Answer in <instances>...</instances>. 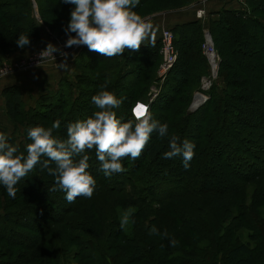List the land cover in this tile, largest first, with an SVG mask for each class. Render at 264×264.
Segmentation results:
<instances>
[{
    "label": "rangeland",
    "instance_id": "374dc122",
    "mask_svg": "<svg viewBox=\"0 0 264 264\" xmlns=\"http://www.w3.org/2000/svg\"><path fill=\"white\" fill-rule=\"evenodd\" d=\"M15 1L0 0V35L3 40V43L0 42V70L13 68L15 65L20 64L21 61H28L29 57L33 55H40L47 45L43 38L48 39V42L63 51L69 52L68 58H72L73 64L75 61L76 64L79 63L80 55L92 65L101 60L99 59L102 56L101 54L90 51L85 45L78 46L79 50L74 48L72 51L64 47L67 39L63 30L65 19L62 14L65 12L63 11L64 9L59 8L56 11L59 13L57 16L51 14L50 10L47 12L43 3L29 0V8L28 6L26 7L25 16L12 24L11 22L7 23L5 20L7 14L15 12ZM49 3L52 5L53 2L49 0ZM199 3L200 0H148L137 13L142 17L147 16L149 18V16H153L154 13L159 11H182L184 7L189 8L191 5ZM161 6L164 10H152V8ZM242 7L244 8V4H242ZM193 8H191V11L195 12ZM243 8L240 7L239 9ZM38 9L42 18H44L45 24L53 28L54 33L59 36L58 39L61 41L54 40L49 35L46 26L39 18ZM210 20L212 19H210L209 13L205 11L202 19L193 17L190 22L196 21L199 32L200 30L202 32L203 28L208 30L207 26ZM226 22L230 28L218 30L219 32H217L215 39L220 56L223 54L224 61L228 62L226 65L231 66L222 70V73L227 78L232 77L235 79L237 86L240 87L228 88V86H225V80L219 76L212 87V91L218 97H222L226 89L242 94L245 93L246 101H243L244 98H242V101L237 102V105L243 109L239 111V115H241L239 120L236 119L233 123L230 118L231 113L225 114L220 110V107H222L220 101H218L217 107L213 109L216 103L214 100L211 104L206 105V107L210 105L211 107L208 114L204 115L205 111L202 107L205 105L203 106V103L201 104L202 106L195 104V98L193 97V91L198 88L199 83L197 82L195 87L182 85L184 83L183 74L179 84L177 80H169L167 75L161 80L157 78V64H159L158 61L161 58L159 53L160 30L161 28L171 30L172 26L175 25L170 24L171 26H169L166 23L158 29L155 37L157 63L152 64L151 70L146 71V78L133 87V94L138 97L133 103H130L128 111L130 115L128 120L133 119L132 108L138 101L148 105L149 109H151V105L155 102L157 96L163 93L168 96L173 95L172 98H175L174 105L176 107V109L173 108L176 112L173 120L176 121V132L180 131L179 138L181 140L188 139L190 138L189 134L200 130L208 135L207 139L209 142L205 144V149L206 146L212 144L209 146V151H205L203 158L193 157L187 170L183 167L181 156L163 159L162 163L164 166L162 168H158L159 165L158 167L153 166L154 173L158 172L159 169L167 168V166L181 165V168H184L182 170L183 173H180L182 171L178 172L176 177L181 178L185 184L189 185L188 181L195 180L194 187L201 186L204 189L199 196L194 197L196 199L194 209L188 207L189 203L186 202L188 196H192L187 191L182 194L178 193L175 198L169 199L170 197H168L163 202L147 197L145 201H138L137 205L135 203L130 205V199L127 198V200L121 194L109 192L108 194L100 195L97 194V190L94 191L91 198L81 196L74 203H68L64 192L60 190L51 191L52 188L41 191L39 186L30 180L29 184L33 188L28 189L30 187H27L26 189L28 190L23 189L29 194L38 193V196L32 197L28 194V197L19 198L16 196L15 199H12L8 196L5 187L3 190V185H0V215L4 212V214L9 216L5 221L0 219V264H37V261L29 259L28 253L38 242H40L43 252L45 261L43 264H61L62 258L64 264H142V260L144 261L145 259L150 264H171L170 262L173 260L177 261L172 262L174 264H222L220 253L230 240L236 236L233 232L228 237L222 236L220 239L218 238L219 240L217 241V239L212 238L211 233L216 228L214 227L216 226L214 219L216 223L223 225L222 220H224V212L227 211L226 207L230 208V210L234 209L235 205L229 204V201L240 202L241 205L244 204L247 207L244 208L246 210L245 213H248V216H250L249 214L254 215V220L250 222L253 226L251 230L240 226L235 229L236 234L241 233L240 240H244L248 233L253 232L258 242L264 241V201L259 199L261 191H264V87L253 92L252 86V81L255 82L256 86L255 73L264 67L259 65L257 56L256 58L254 54L248 56L245 51L248 45V49H252L254 52L256 50L263 51L262 55L264 58V42L253 39L254 31L251 26L247 25V28H245L244 25L235 21L233 23L231 21ZM26 23H34L37 29V37L32 36L31 33L28 34L30 45L22 49L17 47L15 42L20 34H26L19 31L22 26L26 27ZM171 33L174 36L172 31ZM178 40L180 41L179 37ZM184 47L187 46L184 45ZM53 56L55 57L54 61L51 57L45 56V58H42L43 61H41L40 66L57 63L63 59L57 53H53ZM68 58L67 60H70ZM195 59L201 65L205 62V59L203 60L199 57H195ZM185 60L183 55V64H181V61L177 63L178 60H176L177 64L175 66L180 64L181 67H185ZM101 65H97L94 68L96 77L99 76L97 68L105 69ZM31 69L29 68L25 71ZM202 71L201 75H204L206 73L205 66ZM92 72L90 70V74ZM14 73H11V75ZM72 73L62 74L54 84L55 86L50 88L51 91H55L58 86L60 87L61 84L59 82L63 81V77H68L73 82L74 75L78 74L79 70L76 68ZM99 74L101 75V73ZM260 75L264 77L263 74L260 73ZM8 76L2 75L0 79L8 78ZM109 79L106 77L105 81H109ZM9 87H12V89H7ZM3 89H7L6 94L9 97V101L13 99V103L16 102L15 90L18 91L17 102L24 109L33 108L38 95L44 93L42 90L39 91L36 97H33V102L26 104L21 100L22 92L16 84L7 85L1 90ZM27 89L26 97L31 98V88ZM46 91L49 90L46 89ZM87 91L91 95L92 91L88 88ZM1 98L3 101V109H1L3 114L5 106L4 99L2 96ZM181 100L185 101L184 105ZM93 104L92 102L91 106H94ZM11 107V102H8L6 106L8 112H12ZM228 108L226 106L227 111H230L231 109ZM170 109L172 110L171 107ZM151 112H153L152 109ZM184 112L194 114V116L197 115L199 120L202 119V128L196 129L194 122H192L193 120L187 123L186 126L182 125L180 121L177 122L180 118L185 117ZM154 114L152 115L154 116ZM168 114H170V111ZM48 115L50 116V113ZM223 115H225L226 119L220 118ZM75 118L76 121L82 120V117L77 115ZM1 119L5 122H0L5 133L7 135L12 134L16 142H22V126L17 124V127L14 128V125L7 120L6 116ZM45 120H48V123L43 124L41 120H38L41 123L40 126L51 127L50 119ZM53 135L59 139L63 138L62 133L58 129L53 130ZM217 140L221 142L215 146ZM216 147L221 149L214 154ZM223 148L224 150L222 151ZM88 153L91 154L88 163H96L98 159L95 148L89 150ZM255 153H261V155H256ZM253 155L262 156L263 161H261L260 157ZM168 171L169 168L163 170L161 175L169 174L170 177V173H174ZM254 171L258 172V174L246 180L234 178L237 180L235 182V186L238 188L237 193L231 194L226 191L225 187L229 188V183H232V174L240 178L246 175L250 176ZM213 201H219L220 203L219 215H213L215 208L210 207V204L213 206ZM25 203L28 206L25 207ZM128 210H132L133 215L130 217L129 224L121 228V218ZM224 223H227V220ZM7 228L12 234L7 231ZM152 228H156L161 235L150 234ZM165 231L167 236L162 235ZM134 232L140 234L139 239L135 243L141 244V250L137 249L135 251L136 257L132 258L135 255L132 254L133 249L131 247L134 241L130 244L127 242L125 244L123 239L126 236V240H128ZM143 236L146 237L144 240H142ZM164 237H167L169 241L165 242ZM173 240L176 241L174 246L171 243ZM252 249L259 252L263 251L258 246ZM162 260L165 262L163 263Z\"/></svg>",
    "mask_w": 264,
    "mask_h": 264
},
{
    "label": "trees",
    "instance_id": "16d2710c",
    "mask_svg": "<svg viewBox=\"0 0 264 264\" xmlns=\"http://www.w3.org/2000/svg\"><path fill=\"white\" fill-rule=\"evenodd\" d=\"M43 3L44 9L49 11L51 14L57 15L58 12H56L59 8L64 9L63 16H64V27L67 26V23L70 19V12L75 7L71 4H65L63 3V0H51L53 3L50 5L49 0H34ZM59 1V2H58ZM148 0H140V4L134 9V11H138ZM197 1V0H196ZM55 2V3H54ZM195 2V1H194ZM16 8L14 13L7 14V17L5 18L6 22L14 23L18 19H21L26 14V7L29 8V0H16ZM46 3V4H44ZM1 5V3H0ZM50 5V6H49ZM164 10L161 7L158 8H152V10ZM168 9V8H167ZM39 18L43 21L44 25L46 26L49 35L52 36V38L55 40L58 39L59 36H57L54 33V30L50 25H46L45 21L42 18L40 11L38 9ZM41 16V17H40ZM63 19V20H64ZM226 21H233L240 23L241 25H244L245 28H247V25L252 27V30L254 31L253 39H258L260 41L264 42V0H244V9H220L218 11L217 18L214 20H210L209 24L207 26L208 32L211 36L213 46L216 50V53L219 57V64H218V77L221 76L223 80H225V86H228V88H236L240 87L237 86V82L232 77H226L223 75L222 70L228 69L231 66L226 65L228 62L225 60L223 54H219L218 47L216 43V36L218 30L220 29H229V25ZM33 22V21H32ZM196 21H187L181 24H175L172 26L171 30L174 34L172 37V43L173 47L176 51V58L173 62L170 69L167 71L166 75L167 78L177 80L178 84L183 76L184 83L182 85L184 86H197L198 78L203 73L202 70H204L205 62L199 64V61H196L195 57L202 58L204 60V57L201 53V43H202V32L198 29V25L196 24ZM26 27L22 26L19 31L21 33L25 32L26 34H30L32 36L37 37V29L36 26L33 24H25ZM1 29V28H0ZM224 30V33H225ZM65 33V32H64ZM172 34V33H171ZM6 35V34H5ZM70 35H75L74 33H70ZM250 35V34H249ZM178 37L180 41L178 40ZM0 35V42L3 43V40L1 39ZM61 38V37H60ZM6 40V38H5ZM187 43V44H185ZM186 45L187 47H184ZM157 44L155 43L154 47H150L147 44L141 45L138 51H132L130 49H126L125 52L122 54V56H114V57H104L103 55L99 58L101 60L98 61V63H94L92 65L90 62H88L87 59L82 58L81 55L79 56V63L76 64V61L74 62V67L79 70L78 74L74 75V81L71 82L68 77H63V81L59 82L60 87L58 86L55 91H45L44 93H41L38 95L35 105L33 108L30 109H24L22 108L19 103L17 102V94L18 91L15 90L16 98L15 103H13V99H10L6 94L7 89H12V87H9L7 89L1 90L0 94L4 99V116H6L7 120H9L13 125L14 128L17 127V124L22 126V137L23 141L16 142L14 139V136L12 134H8V143L13 145H18L21 151H24L25 146L28 143H31V141L27 137V130L30 127H34L37 125H40L41 123L38 122V120H41L44 123H48V120L50 119L51 124L59 120L60 121V128L58 129L62 133V139H66V128L69 123H73L76 120V115L78 117H82L83 119L88 118L91 116L95 111H98L99 109L97 107L91 106L92 103V96L97 94V92L100 90V86L103 85L105 82L108 84V88L106 90L112 91L115 93V95L118 98H124L123 103L118 109H114L116 112V115L118 118L122 120V122H126L129 118V106L130 103H133V101L138 97L134 96L133 94V87L137 86L141 83V81L146 78V71L151 70V65L156 64L158 57L156 56V50H157ZM85 47V46H84ZM246 54L248 56L255 55L258 57L259 65L264 67V58H263V51L256 50V52L252 51V49H248V45L245 49ZM250 51V52H248ZM183 55L185 60V67L179 64L178 66H175L177 63L183 64ZM103 57V58H102ZM81 60V61H80ZM176 60L177 63H176ZM160 61V60H159ZM158 61V63H159ZM101 65L102 68L98 69V75L96 77V73H94L96 66ZM158 65V64H157ZM90 70L93 72L90 74ZM174 70V71H173ZM89 71V72H88ZM101 73V75L99 74ZM261 74L264 75V68L261 70H257L255 73L256 75V86L255 82L252 81L253 86V92H256L260 90L262 87H264V77H261ZM183 74V75H182ZM92 75V77H91ZM165 75V76H166ZM180 75V76H179ZM182 75V76H181ZM164 76V77H165ZM106 77L109 79V81H105ZM138 81V79H140ZM242 80V79H241ZM251 83V81H250ZM177 84V85H178ZM214 85V84H213ZM213 85L208 90V98L206 101L202 104L204 107L203 110L205 111L204 115H207L210 106L206 107V105H209L213 102H216L213 106V109L217 107L219 104L218 101H220L221 106L220 110L223 113H231L230 118L232 122L239 120L241 118V115H239L240 107L237 105V102L242 101V98L245 100V93L240 92H234L232 90L228 91L225 90V94L222 97L216 96V93H213ZM14 88V87H13ZM87 88L92 91L91 95L88 94ZM231 88V89H232ZM180 93V92H179ZM120 94V95H119ZM144 94V93H143ZM142 94V95H143ZM247 94V93H246ZM141 95V96H142ZM173 95L168 96L165 93H163L160 96L156 97L155 102L152 103L151 109L153 110L152 114H154L153 118L158 120L160 123H167L169 125V135L164 138H160L157 134V132H153L150 135V139L147 142L143 152L141 153L140 157L136 160H132L129 157H125L122 160V164L125 168V171L121 173L113 174L110 178L105 177L103 171L101 170L100 162L97 161L94 164H90V167L88 169L89 173L93 176V178L96 180V188L97 194L104 195L105 193H118L121 194V196L126 197V199L129 200V204L133 205L134 203L137 205L138 201H145V198L150 197L154 200H157L158 202H163L166 198L170 197L175 198L178 193L182 194L187 191V193H191L192 196H188V199L186 200L187 203H189L188 207H191V209H194L196 199H194L195 196H199L200 193L204 190L201 186L194 187L195 180L188 181L189 184H185L181 178L176 177L178 172L182 171L181 165H173V166H167L169 168L168 172H174L167 175H161L164 169H159L158 172L154 173L153 166L159 165L158 168H162L163 165V154L169 150L168 144L169 140L171 139L172 135H176L179 137V132H176V124L173 120V117L176 115V112L174 109H176L174 105L175 98H172ZM214 96V97H213ZM213 97V99H212ZM183 105L185 103L184 100ZM8 102H11V111L8 112V109L6 106L8 105ZM180 102V101H179ZM7 104V105H6ZM201 105V106H202ZM170 106L172 110L168 107ZM173 106V107H172ZM229 107L231 110L227 111L226 109ZM165 107V108H164ZM206 107V108H205ZM174 108V109H173ZM228 108V109H229ZM150 109V111H151ZM202 110V111H203ZM243 110V109H241ZM170 111V114L168 112ZM212 112V111H211ZM210 112V113H211ZM50 113V116L48 115ZM185 117L180 118L177 122H181L182 125H187L190 121L194 122L195 128H202V119L199 120L197 118V115L194 116V114L190 113H183ZM194 116V117H193ZM171 117V118H170ZM201 118V116H200ZM221 119H226L225 115L220 117ZM197 120V121H195ZM204 124V123H203ZM0 132H4L5 130L2 127L0 123ZM174 132V133H173ZM188 140L192 141L195 144V155L193 157L197 158H203L205 151H209V146L212 144H209V146H206L205 144H208V135H206L202 130L196 131L195 133L189 134ZM221 141L217 140L216 145H219ZM219 143V144H218ZM222 145V143H221ZM214 146V147H215ZM221 148H217L214 150V154L217 153L218 150ZM224 148L222 149V151ZM89 150H86V153L90 156L91 154L88 153ZM221 151V152H222ZM256 155H261V153H255ZM255 156V155H253ZM260 157L263 161L262 156H255ZM78 159V158H77ZM264 162V161H263ZM162 165V166H161ZM53 168L55 167L54 164L51 165ZM262 172V171H261ZM260 172V173H261ZM180 173H183L180 172ZM258 174V172L254 171L252 172V175L243 176V177H237V175L232 174L233 177L231 179L232 183H229L230 186L225 187L226 191L228 193H237L238 188L235 186V182L237 180H246L250 177H253L254 175ZM236 178V179H234ZM29 180L31 182L36 183L40 190H49L55 186V178L48 174L47 169L42 168L40 164L36 165V167L33 169L32 172L28 174V177L25 179H22L16 187L20 189V191H17L16 196L19 198L22 197H28L29 194L26 190L32 189L31 185L29 184ZM32 184V183H31ZM27 187H30L26 189ZM26 190H24V189ZM4 190V186H3ZM63 192V191H61ZM32 197L38 196V193H32L29 194ZM123 197V198H124ZM77 197L76 199H78ZM13 199V198H12ZM125 199V198H124ZM127 199V200H128ZM191 199V201H190ZM259 199L264 201V191H261V194L259 196ZM169 204V203H165ZM210 204V203H209ZM213 206L210 204V207H214L213 215H216L219 213V201H213ZM229 204H233L234 209L230 210V208L226 207V210L224 212V217L222 220L223 225H219L218 222L216 223V220L214 219L216 228L213 229L217 231H212L211 236L212 238L217 239V241L222 236L228 237V235H231L233 232L236 237L230 240L227 246L224 247V249L221 251V257H222V264H264V241H257L258 239H255L253 232L248 233V235L245 236L244 240H240L241 233L236 234L235 229L240 227H245L248 230H251L253 228L252 224L250 223L251 220H254V215L245 213L246 210L244 208H247L244 204H240V202L234 203V201H229ZM24 206H28L26 203ZM23 206V207H24ZM24 207V208H25ZM176 208V207H174ZM219 215V214H218ZM0 219L5 221L9 216L4 214L2 212V215H0ZM217 219V218H216ZM227 220V223H224V221ZM7 231L10 232L9 228H7ZM127 235V234H126ZM140 234L137 232H134L131 237L126 240V236H124L123 242L125 244H130L134 241V244L131 245L133 251L132 254H135V251L137 249H140V243H135L136 240L139 239ZM146 237L143 236L142 240H144ZM219 238V239H218ZM237 238V239H236ZM258 238V237H257ZM12 241V240H10ZM164 241L168 242L169 239L167 237H164ZM127 242V243H126ZM259 247L262 249V252L254 251L253 247ZM121 249V247H119ZM168 249V248H167ZM55 253V251H54ZM29 254L30 260L37 261V264H43L45 263L43 252L41 249L40 242L37 243L33 248H31ZM69 256V254H67ZM62 257V255H61ZM136 254L133 255L132 258H135ZM164 263L165 261L162 260ZM172 262H177L175 260L171 261V264H174ZM179 262V260H178ZM61 264H64L63 258L60 262ZM142 264H150V262L145 259L142 260Z\"/></svg>",
    "mask_w": 264,
    "mask_h": 264
},
{
    "label": "clouds",
    "instance_id": "9594fccd",
    "mask_svg": "<svg viewBox=\"0 0 264 264\" xmlns=\"http://www.w3.org/2000/svg\"><path fill=\"white\" fill-rule=\"evenodd\" d=\"M63 3L75 6L67 26L63 28L67 36L65 48L85 45L90 51L110 58L122 56L126 49L138 51L142 44L155 46L153 23L134 11L140 0H63ZM15 43L22 49L29 46L28 33L20 34ZM53 53L63 57L56 66L69 69L66 63L69 54L50 42L40 56L51 57L54 61ZM107 88L105 82L91 98L98 111L67 125L66 139L53 135V130L61 126L59 120L47 128L40 125L30 127L27 137L31 143L25 146L24 151L18 145L8 143L7 134L0 132V185L5 187L9 197L15 199L17 191H20L16 185L40 164L55 178L51 191H63L68 203H74L81 196L91 198L97 182L88 171L90 156L86 150L95 148L101 170L105 177L110 178L125 171L122 164L125 157L132 160L140 157L151 133L157 132L160 138L169 135V125L154 119L149 106L139 101L132 108L133 119L122 122L114 109L121 106L124 98H118ZM168 147L163 157L181 156L187 170L195 155V144L172 135ZM132 215V210L123 214L121 228L129 224ZM150 234L161 235L156 228H152ZM162 235L167 236V232ZM171 243L174 246L176 241Z\"/></svg>",
    "mask_w": 264,
    "mask_h": 264
},
{
    "label": "crops",
    "instance_id": "0c3cea01",
    "mask_svg": "<svg viewBox=\"0 0 264 264\" xmlns=\"http://www.w3.org/2000/svg\"><path fill=\"white\" fill-rule=\"evenodd\" d=\"M199 1V0H198ZM202 3L194 4L193 6L189 8H185L182 11H172V10H166V11H159L154 13L151 22L154 25L155 28V37L157 34V31L160 27H162L165 23L169 26L174 24H181L190 20H193V17H195L193 14V10L191 11V8L196 9L198 6L202 5L204 10L209 13L210 19L214 20L217 18L218 11L220 9H232L236 10L242 7V4H244V0H203ZM190 6V5H188ZM171 24V25H170ZM43 41L48 44V39L43 38ZM145 45V44H142ZM63 60V59H62ZM61 61L53 64H43L38 65L34 68H32L29 71L24 72H16L13 75L8 76V78L0 79V91L3 87L11 84H16L19 86L21 93V100L23 103H29L33 102L34 96L36 97L37 93L39 91L45 92L47 90H51L50 88L54 87L56 81L62 74H73L72 72L76 69L74 67V64L71 60H67L66 63L69 67V69H59L56 64H59ZM57 78V79H56ZM27 88H31V94L32 97L28 98L26 97V90ZM27 99V100H26ZM27 101V102H25ZM1 109H3V101L0 94V122H4L1 118L4 117L2 114ZM5 123V122H4ZM5 125V124H4Z\"/></svg>",
    "mask_w": 264,
    "mask_h": 264
},
{
    "label": "built area",
    "instance_id": "2783aa9c",
    "mask_svg": "<svg viewBox=\"0 0 264 264\" xmlns=\"http://www.w3.org/2000/svg\"><path fill=\"white\" fill-rule=\"evenodd\" d=\"M200 0V3H202ZM244 9V8H243ZM205 15L204 8L200 5L195 9L194 16L196 19H202ZM153 16H145L151 21ZM63 47V46H62ZM78 46H73L70 49L72 51L74 48L77 50ZM79 50V49H78ZM201 52L205 59V67L206 73L199 77V85L198 88L193 91V97L195 98V104L201 105L208 98V90L214 83L217 82L218 79V64L219 57L216 53V50L213 46V42L211 36L206 28L202 29V43H201ZM69 53V52H68ZM159 53H160V61L157 67V78L159 80L163 79L166 75L167 71L172 66L173 62L176 58V51L173 47L172 43V34L168 28H161L159 33ZM42 58L45 56L33 55L29 57L28 61H21L20 64L15 65L13 68L0 70V77L2 75L8 76L13 72H23L29 68L36 67L40 65ZM72 59V58H68ZM43 63V62H42Z\"/></svg>",
    "mask_w": 264,
    "mask_h": 264
}]
</instances>
